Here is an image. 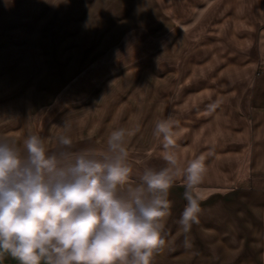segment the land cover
<instances>
[{
  "label": "rangeland",
  "instance_id": "rangeland-1",
  "mask_svg": "<svg viewBox=\"0 0 264 264\" xmlns=\"http://www.w3.org/2000/svg\"><path fill=\"white\" fill-rule=\"evenodd\" d=\"M186 59L208 79L248 62L254 70L236 66L238 79L259 83L264 0H0V136L38 134L54 150L67 125L79 149L123 128L135 181L144 166L166 167L153 128ZM167 222L152 261L172 264L183 232Z\"/></svg>",
  "mask_w": 264,
  "mask_h": 264
},
{
  "label": "clouds",
  "instance_id": "clouds-1",
  "mask_svg": "<svg viewBox=\"0 0 264 264\" xmlns=\"http://www.w3.org/2000/svg\"><path fill=\"white\" fill-rule=\"evenodd\" d=\"M177 128L171 117L154 124L167 166H144L135 181L123 128L112 130L104 147L79 149L67 125L54 150L38 134L19 144L0 136V255L19 264H151L166 245L169 191L178 176L187 203L177 223L190 247L207 169L204 155L178 167Z\"/></svg>",
  "mask_w": 264,
  "mask_h": 264
},
{
  "label": "crops",
  "instance_id": "crops-1",
  "mask_svg": "<svg viewBox=\"0 0 264 264\" xmlns=\"http://www.w3.org/2000/svg\"><path fill=\"white\" fill-rule=\"evenodd\" d=\"M190 63L186 59L182 77L172 80L167 118L178 123V167L204 155L207 171L197 188L201 212L188 234L190 247L183 233L182 252L172 264H264V77L240 82L236 66L247 72L254 66L230 62V78L208 79L205 64ZM240 104L248 106L247 114ZM183 193L178 176L169 191L167 231L180 229L172 216L187 203ZM0 264L19 262L4 254Z\"/></svg>",
  "mask_w": 264,
  "mask_h": 264
}]
</instances>
